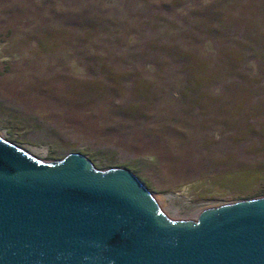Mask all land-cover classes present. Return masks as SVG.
Segmentation results:
<instances>
[{
	"label": "rangeland",
	"instance_id": "rangeland-1",
	"mask_svg": "<svg viewBox=\"0 0 264 264\" xmlns=\"http://www.w3.org/2000/svg\"><path fill=\"white\" fill-rule=\"evenodd\" d=\"M0 136L175 221L264 197V0H0Z\"/></svg>",
	"mask_w": 264,
	"mask_h": 264
},
{
	"label": "water",
	"instance_id": "water-1",
	"mask_svg": "<svg viewBox=\"0 0 264 264\" xmlns=\"http://www.w3.org/2000/svg\"><path fill=\"white\" fill-rule=\"evenodd\" d=\"M0 264H264V197L175 221L129 169L0 136Z\"/></svg>",
	"mask_w": 264,
	"mask_h": 264
},
{
	"label": "bare ground",
	"instance_id": "bare-ground-1",
	"mask_svg": "<svg viewBox=\"0 0 264 264\" xmlns=\"http://www.w3.org/2000/svg\"><path fill=\"white\" fill-rule=\"evenodd\" d=\"M29 154L34 155L35 153H45L46 148H40L39 146H35V145H30L29 149L26 148L25 149ZM32 152V153H31Z\"/></svg>",
	"mask_w": 264,
	"mask_h": 264
}]
</instances>
